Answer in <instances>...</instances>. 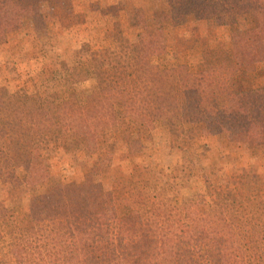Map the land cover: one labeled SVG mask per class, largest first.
Wrapping results in <instances>:
<instances>
[{"label": "trees", "instance_id": "trees-1", "mask_svg": "<svg viewBox=\"0 0 264 264\" xmlns=\"http://www.w3.org/2000/svg\"><path fill=\"white\" fill-rule=\"evenodd\" d=\"M48 1L0 0V28L24 18L43 25L39 9ZM176 1L195 14L221 12L223 25L231 29L226 58L206 49L196 72L162 67L155 60L164 38L159 30L148 50L137 44L130 73L112 78L106 73L113 85L84 100L73 90L57 120L49 104L26 93L0 101L8 118L0 120V177H17L16 164L21 163L29 185L47 181L57 121L63 145L94 160L86 182L68 193L73 196H55L62 189L43 196L32 206L29 221L11 216L8 222L0 211V242L6 224L13 264H264L261 219L240 218L225 200L206 206L203 197L193 196L171 209L166 196L174 186L161 193L132 185L127 196L119 193L133 210L122 224L114 200L97 192L101 169L112 162L119 145L139 144L160 121L167 122L174 141L189 154L201 137L194 122L199 115L224 124L245 122L250 139L264 141V86L243 90L235 83L242 60L251 61L245 68L249 72L264 67V0ZM248 12L262 22L257 32L235 29Z\"/></svg>", "mask_w": 264, "mask_h": 264}, {"label": "rangeland", "instance_id": "rangeland-1", "mask_svg": "<svg viewBox=\"0 0 264 264\" xmlns=\"http://www.w3.org/2000/svg\"><path fill=\"white\" fill-rule=\"evenodd\" d=\"M39 10L43 25L24 18L0 28V101L9 94L26 93L39 104H49L55 120L73 90L84 100L113 85L106 73L111 78L130 73L137 44L148 50L159 30L164 38L155 60L162 67L196 72L206 49L218 50L226 58L232 48L231 29L223 25L220 11L195 14L176 0H50ZM261 25L248 12L235 29L257 32ZM249 62L242 60L235 82L243 90L264 86V67L249 72L245 69ZM6 109L0 111L5 122ZM194 122L201 137L191 154L174 141L167 122L160 121L139 144H120L112 162L102 167L97 192L114 200L122 224L133 210L119 200V193L127 196L132 185L161 193V188L174 186L166 196L171 209L201 196L206 206L225 200L240 218H258L264 224V141H252L245 122L224 124L200 115ZM54 135L47 181L29 185L21 163L16 164L17 177H0V211L6 212L2 214L8 222L11 216L17 222L29 221L32 206L43 196L60 189L64 193L55 196H73L68 193L86 182L94 160L63 145L59 121ZM2 231L0 258L3 264H13L6 224Z\"/></svg>", "mask_w": 264, "mask_h": 264}]
</instances>
